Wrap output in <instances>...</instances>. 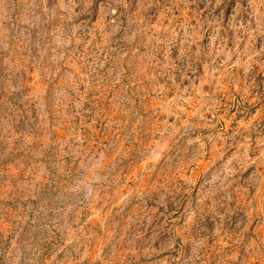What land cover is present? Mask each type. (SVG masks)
<instances>
[{"label":"rangeland","instance_id":"obj_1","mask_svg":"<svg viewBox=\"0 0 264 264\" xmlns=\"http://www.w3.org/2000/svg\"><path fill=\"white\" fill-rule=\"evenodd\" d=\"M0 264H264V0H0Z\"/></svg>","mask_w":264,"mask_h":264}]
</instances>
